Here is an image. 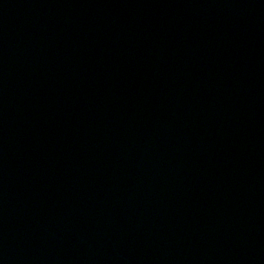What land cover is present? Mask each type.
I'll use <instances>...</instances> for the list:
<instances>
[{"label":"water","instance_id":"water-1","mask_svg":"<svg viewBox=\"0 0 264 264\" xmlns=\"http://www.w3.org/2000/svg\"><path fill=\"white\" fill-rule=\"evenodd\" d=\"M0 264H264V0H0Z\"/></svg>","mask_w":264,"mask_h":264}]
</instances>
